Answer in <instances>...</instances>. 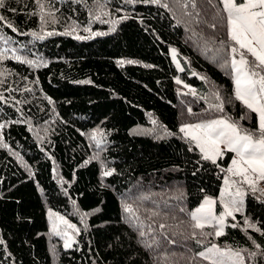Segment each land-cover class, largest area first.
I'll return each mask as SVG.
<instances>
[{
  "label": "trees",
  "instance_id": "16d2710c",
  "mask_svg": "<svg viewBox=\"0 0 264 264\" xmlns=\"http://www.w3.org/2000/svg\"><path fill=\"white\" fill-rule=\"evenodd\" d=\"M43 2L55 17L44 31L55 34L42 40L30 35L41 32L36 0L0 8V50L9 49L0 60V264H208L198 253L212 244L241 251L245 264H264L261 191L241 185V211L226 218L223 236L191 227L189 213L204 197L220 211L233 153L205 161L180 127L219 118L258 127L235 99L220 0H161L167 8L142 0ZM13 49L46 66L13 59ZM216 92L223 112L210 107ZM105 170L114 171L105 177ZM50 212L79 229L71 248L53 233ZM245 219L261 232L246 229Z\"/></svg>",
  "mask_w": 264,
  "mask_h": 264
},
{
  "label": "snow or ice",
  "instance_id": "6c2138e0",
  "mask_svg": "<svg viewBox=\"0 0 264 264\" xmlns=\"http://www.w3.org/2000/svg\"><path fill=\"white\" fill-rule=\"evenodd\" d=\"M136 2L138 0H125L127 4H134ZM142 2L161 5V0H142ZM36 3L39 8L38 15L41 23V32L34 31L30 35L42 40L46 36L55 34L44 31V26L49 22L47 17H52V22H55V17L53 12L45 9L43 0H36ZM209 3H211V0H209ZM220 3L222 4V13L226 14V16H222L221 18L226 21L228 39L233 42L231 46L233 58L230 61V65L226 63V66H230L233 71L235 99L240 101L252 113L256 114L258 127L255 131L241 129L236 122L219 118L195 124H185L179 129L185 138L194 142L196 148L202 154V159L205 161L216 164L217 159L223 157L225 152L235 153V157L231 159L230 166L225 170L228 176L225 178V188L221 193L220 200V203L223 204V211L217 215L215 211L216 201L210 197H205L203 203L189 213L191 221H193L191 225L193 229H200L201 235H213V233L203 232L206 226L212 227L214 228V235L217 238L225 234L226 218L231 217L235 220L234 213L241 211L244 197L241 185H248L253 192L261 191L264 193V189L258 188L259 182L264 181V0H220ZM161 6L168 7L167 3ZM4 7L5 0H0V8ZM103 7V5H100L101 14L103 16L109 15L108 12L103 11ZM192 7H195L194 3ZM12 11H15V9H12ZM217 14L220 15L219 12ZM127 18V16L123 17V19ZM95 19L102 23L107 22L101 19V15H96ZM4 20L5 17L0 15V21ZM118 22L116 20L111 21L113 25L112 31H115L114 26ZM211 26L213 28L216 27L215 24ZM8 27L12 28V31H16L11 23L8 24ZM83 30L89 32L91 36L105 34L102 32H92L90 28H84ZM86 38L88 37L76 36V39ZM8 51L9 49L6 48L0 50V60L8 59ZM12 52V58L21 63L34 67L46 66L39 64L37 61L27 60L16 55L14 49ZM171 55L173 61L176 63V67L180 71H183L184 69L180 67V63L177 60L175 49L171 50ZM248 55L252 57L251 61L247 58ZM237 56L239 57L238 59L236 58ZM119 63L123 64L124 61H119ZM127 63L131 64L135 63V61L129 60ZM88 82L84 81V83ZM176 83L179 84L181 81L177 79ZM190 91L192 95H196L195 90L190 89ZM213 95L219 102L215 105H210V107L216 111L223 112L224 103L219 93L216 92ZM4 99V96L0 95V100ZM49 102L51 103V101ZM191 111L189 108V113ZM153 123L155 124L156 122L153 121ZM3 127L4 125L0 124V128ZM91 138L99 146L100 141L97 140V133H93ZM3 146L7 147V145ZM98 158V156L94 157V159ZM113 171L105 170L102 175L105 177L110 176L113 174ZM233 188L235 191H232ZM124 211L134 214L133 209L128 204L124 205ZM49 215L51 217L55 214L50 212ZM56 219L66 225L67 229H72L75 233H79V229L75 225L70 224L64 217L57 216ZM244 224L246 229L252 228L256 232H261L260 228H257L255 224L250 223L247 219H245ZM231 226L237 227L238 225L233 224ZM52 231L57 236L63 235L65 248L72 247V244L75 242L74 237L69 235L67 231L61 233L56 222L52 224ZM261 234L264 235V232ZM140 235L143 236L144 232L141 231ZM194 236L195 233H193ZM197 243L200 242L197 241ZM253 243L257 248L261 247L255 240H253ZM198 256L208 262V264H245V257L241 254V251H233L231 248L222 249L216 244L205 248L204 251L198 253ZM249 256L255 257L256 253L250 252Z\"/></svg>",
  "mask_w": 264,
  "mask_h": 264
},
{
  "label": "rangeland",
  "instance_id": "374dc122",
  "mask_svg": "<svg viewBox=\"0 0 264 264\" xmlns=\"http://www.w3.org/2000/svg\"><path fill=\"white\" fill-rule=\"evenodd\" d=\"M172 49H174V48H170L169 49V53H170V56H171V58H172V55H171V50ZM233 57L231 56V59H232ZM238 59V58H237ZM173 60V59H172ZM177 60L179 61V59H178V57H177ZM231 61V60H230ZM174 62V61H173ZM179 63H180V61H179ZM174 64L176 65V63L174 62ZM205 122V121H204ZM186 124H195V123H186ZM183 125H185V124H183ZM182 125V126H183ZM235 157V153H233V156H232V158H234ZM230 164H231V162H230ZM230 166V165H229ZM227 176H228V173L226 174V176L224 177V179H223V184H222V186H221V190H220V199H221V193L224 191V188H225V183H224V181H225V178H227ZM233 179H236V178H233ZM232 191H235V189L233 188L232 189ZM205 198V197H204ZM204 198H203V200L201 201V203L196 207V208H198L202 203H203V201H204ZM211 198V197H210ZM213 199V198H212ZM243 201H244V197H243ZM221 204V203H220ZM196 208H194V210L196 209ZM193 210V211H194ZM216 211V210H215ZM223 211V204H221V209H220V211H216V214L218 215L220 212H222ZM48 216H49V218H50V222H51V224H53V222H56L57 224H58V226L59 227H62V228H65V229H63V230H60L61 231V233H63L64 231H67L68 233H69V235H71L72 236V229H67V227H66V225H64L63 223H61L60 221H58L57 219H56V217H50V215H49V213H48ZM56 216H58V215H56ZM226 223H227V221H226ZM226 225V224H225ZM61 237L63 238V241H64V237H63V235H61ZM63 245H64V242H63ZM217 246H219V247H221L222 249H228V248H231V247H226V246H220V245H218V244H216ZM211 245H209V246H207V247H210ZM207 247H205V248H207ZM205 248L202 250V251H204L205 250ZM233 251H238L237 249H235V248H231Z\"/></svg>",
  "mask_w": 264,
  "mask_h": 264
},
{
  "label": "built area",
  "instance_id": "2783aa9c",
  "mask_svg": "<svg viewBox=\"0 0 264 264\" xmlns=\"http://www.w3.org/2000/svg\"><path fill=\"white\" fill-rule=\"evenodd\" d=\"M259 185H260V187H261L262 189H264V181L259 182Z\"/></svg>",
  "mask_w": 264,
  "mask_h": 264
},
{
  "label": "bare ground",
  "instance_id": "6f19581e",
  "mask_svg": "<svg viewBox=\"0 0 264 264\" xmlns=\"http://www.w3.org/2000/svg\"><path fill=\"white\" fill-rule=\"evenodd\" d=\"M16 44V43H15ZM17 46V45H16ZM14 48V47H13ZM23 48V47H22ZM25 50H26V48H25ZM19 52V51H18ZM23 54V53H22ZM17 180H19V179H17ZM67 208V207H66ZM70 212V211H69Z\"/></svg>",
  "mask_w": 264,
  "mask_h": 264
}]
</instances>
